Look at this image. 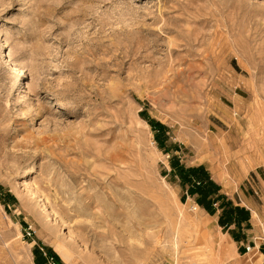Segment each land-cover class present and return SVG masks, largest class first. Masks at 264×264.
<instances>
[{
  "label": "rangeland",
  "instance_id": "obj_1",
  "mask_svg": "<svg viewBox=\"0 0 264 264\" xmlns=\"http://www.w3.org/2000/svg\"><path fill=\"white\" fill-rule=\"evenodd\" d=\"M173 162L261 203L264 0H0V264H225Z\"/></svg>",
  "mask_w": 264,
  "mask_h": 264
},
{
  "label": "crops",
  "instance_id": "obj_2",
  "mask_svg": "<svg viewBox=\"0 0 264 264\" xmlns=\"http://www.w3.org/2000/svg\"><path fill=\"white\" fill-rule=\"evenodd\" d=\"M260 167L261 166H257V168ZM253 176L252 182L256 185V188L259 189L260 194L258 198L261 203L255 202L254 197L247 196L243 192L239 194L236 189H227L220 182L210 177L211 181L219 187L218 193L220 195L225 196L227 200L231 201L233 206L243 208L248 212L249 219L247 222L240 224V226L232 223L226 229L221 228L218 225L220 210L217 208V205H213V208H215L214 213L209 214L205 209L199 207L195 203V198L193 199L198 207L199 214L208 219V221H206L208 228L214 234L215 231L218 230L223 239L230 244L229 250L231 252V257L229 260L225 261V264H256L258 260L257 257L253 256L249 259H242L249 254L244 253V246L247 245L253 247L251 253L255 252L259 258L261 257L260 262L264 264V173H254ZM248 184L249 188H253L250 182ZM221 230L225 231V233H222Z\"/></svg>",
  "mask_w": 264,
  "mask_h": 264
},
{
  "label": "trees",
  "instance_id": "obj_3",
  "mask_svg": "<svg viewBox=\"0 0 264 264\" xmlns=\"http://www.w3.org/2000/svg\"><path fill=\"white\" fill-rule=\"evenodd\" d=\"M149 125L153 130L159 132L164 127L154 121H149ZM160 146L159 140H157ZM172 176L176 177L180 184L187 186L186 194L190 197H195V203L205 209L209 214L214 213L217 205L220 210L218 225L226 229L232 223L240 226V224L247 222L249 214L243 208L235 207L231 201L218 193L219 187L210 179L209 174L202 166L185 168L177 162L171 164ZM43 253L34 250V257L36 264H48L52 260L54 264H61L58 257L52 253L50 249H44Z\"/></svg>",
  "mask_w": 264,
  "mask_h": 264
},
{
  "label": "bare ground",
  "instance_id": "obj_4",
  "mask_svg": "<svg viewBox=\"0 0 264 264\" xmlns=\"http://www.w3.org/2000/svg\"><path fill=\"white\" fill-rule=\"evenodd\" d=\"M2 48V47H1ZM21 71V70H20ZM19 71V72H20ZM13 72H16V71H13ZM22 72V71H21ZM19 75V74H18ZM19 77V76H18ZM223 142L220 140V139H215V140H212V141H210L207 145H209V146H213V147H224L223 146ZM34 172V169L33 168H31V170L27 173L28 175L29 174H32ZM40 201H42L41 199H40ZM43 208L44 209H46V206L45 205H43ZM54 215V214H53ZM157 243V242H156ZM158 245V247H159V249L162 251V249L164 248V245L163 244H165V242L163 243V244H161V243H157ZM164 250V249H163ZM146 251H148L147 249H145V251H143V252H145V254H148V252H146ZM152 251V250H151ZM150 251V252H151ZM154 252V251H153ZM162 252H164V251H162Z\"/></svg>",
  "mask_w": 264,
  "mask_h": 264
},
{
  "label": "built area",
  "instance_id": "obj_5",
  "mask_svg": "<svg viewBox=\"0 0 264 264\" xmlns=\"http://www.w3.org/2000/svg\"><path fill=\"white\" fill-rule=\"evenodd\" d=\"M252 248L253 247L250 245L244 246V253L245 254L251 253V251L253 250ZM48 264H52V263L49 262Z\"/></svg>",
  "mask_w": 264,
  "mask_h": 264
}]
</instances>
